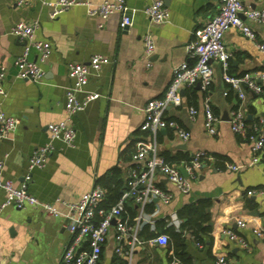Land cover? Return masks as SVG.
<instances>
[{
  "label": "crops",
  "instance_id": "crops-1",
  "mask_svg": "<svg viewBox=\"0 0 264 264\" xmlns=\"http://www.w3.org/2000/svg\"><path fill=\"white\" fill-rule=\"evenodd\" d=\"M42 1L17 6L15 0H0V68H4L0 110L18 119L8 137L0 139L2 178L19 185L30 155L48 140L46 126L64 119V91L71 83L67 63H87L92 55L101 54L109 63L97 76H90L86 86L100 97L72 116L70 124L76 132L73 146L59 140L52 142V152L44 167L32 170L27 185L28 192L41 202H52L56 198L74 201L116 166L121 168L124 183L131 163L121 161L120 153L129 146L134 147L137 141L149 138L140 130L144 105L162 96L175 65L182 61L193 62L187 46L195 28L213 16L216 3L163 0L169 12L168 20L155 24L144 11L150 0H125L132 23L124 29L120 26L119 14L101 21L97 16H87L81 5L72 6L50 19ZM90 1L96 4L103 0ZM244 7L264 9V0H245ZM17 21H37L34 37L52 46L50 56L40 64L43 78L38 83L16 77L14 60L26 46L25 40L9 34L10 27ZM100 22L102 28H98ZM245 23L255 33L256 41L264 40V24L249 20ZM146 33L154 42L150 55L145 54L142 42ZM224 44L231 54L228 75L264 71V56L256 42L235 27L225 32ZM28 58L37 60L33 48ZM212 67V83L206 94L194 87L196 98H191L186 88L181 105L168 107L163 113L166 120L187 130L190 138L185 142L180 140L174 128L162 129L155 136L159 154L191 159L195 153L204 152V163L191 179L188 194H181L165 178L157 177V184L171 192L172 198L168 203L153 201V210H144V220L153 222L144 223L142 227L156 236L163 233L157 222L164 220L167 226L179 232L181 220L176 216L177 211L207 199L211 202L206 223L210 231L195 237L183 229L182 242L178 245L169 239L165 246H159L149 243L151 238L143 237L144 243L125 258L115 253L112 228L96 264H169L172 258L183 264H215L218 257H224L228 264H264V243L252 233V228L264 227V195L247 194L249 190L264 189V159L251 165L249 142L232 132L228 123L230 112L236 109L243 111L249 124L264 122V104L245 88L244 100L239 99L237 92L225 82L220 64L213 61ZM205 95L219 118L214 136L203 126ZM189 107L196 110L193 117ZM230 164L239 168L229 170ZM4 199L5 194L0 189V206ZM128 205L138 211L133 202ZM237 220L245 222V227H239ZM227 230L240 236L245 246L229 239ZM68 239L60 218L31 206L24 209L0 207V264H58Z\"/></svg>",
  "mask_w": 264,
  "mask_h": 264
},
{
  "label": "built area",
  "instance_id": "built-area-1",
  "mask_svg": "<svg viewBox=\"0 0 264 264\" xmlns=\"http://www.w3.org/2000/svg\"><path fill=\"white\" fill-rule=\"evenodd\" d=\"M33 0H15L17 6H28ZM216 3V11L213 16L193 31V39L187 46L188 55L193 62L182 61L172 68L170 81L161 97L152 98L143 107V120L140 130L149 135L148 139L139 140L134 145L131 156V165L126 169L124 188L118 200L105 208L102 202L105 198V190L95 185L89 191L81 194L74 201L56 198L52 202H41L28 192V182L34 169L43 168L48 156L52 152V142L59 140L67 146H73L76 132L70 124L72 116L86 108V106L98 99L100 94L86 89L90 76H97L109 59L101 54H94L87 63H67V76L71 83L64 91V119L50 123L46 126L48 132L47 142L36 148L27 162V171L22 182L15 186L11 180L2 178L3 159H0V189L5 194L1 208L14 206L24 209L28 206L43 211L46 215L60 218L62 226L69 234V239L63 245L58 264H96L99 260L110 230L114 229L116 242L115 253L129 258L134 248L142 245L144 241L139 233L144 223H152V220H144V206L153 200L168 203L172 193L162 189L157 184V177L161 176L171 183L181 194H188L191 190V179L199 169L204 159V152L195 153L189 163L181 165L169 164L164 161L158 152L156 134L165 128H174L176 136L187 141L190 133L179 128L174 121L164 118V110L168 107H178L182 103L181 92L186 88L197 87L201 92L207 93L213 78L212 62H218L224 72L223 78L229 86L237 92L239 99L244 100V88L256 94L264 104V71L245 72L240 76L227 74L228 60L231 54L224 44V34L230 27H235L248 39L256 42L259 52L264 56V40L256 41L255 33L245 23L246 20L264 24V9L245 8V0H210ZM260 1V0H259ZM42 4L48 9V17L56 18L59 14L72 6L85 7L87 16H97L101 21L113 14H119L120 26H130L132 21L127 13L125 0H103L92 3L90 0H43ZM145 14L155 24L167 22L169 12L163 0H150L145 7ZM100 22L98 28H102ZM38 22L30 23L17 21L9 29V34L26 41L22 53L14 60L16 77L40 82L43 78L41 63L45 62L52 52L49 42L38 40L35 31ZM145 54L150 55L154 50V42L150 34L142 36ZM33 48L37 53V60H30L28 53ZM4 78V68H0V91ZM203 126L209 135L217 132L219 118L214 115L209 97L204 96L202 101ZM189 114L193 117L196 110L189 107ZM228 123L230 130L239 134L249 142L251 159L250 164L256 165L264 159V122L257 121L248 125L241 109L232 110ZM18 119L6 115L0 110V139H5L16 128ZM252 129V134L246 136L247 129ZM183 166L187 176H183L178 167ZM239 167L228 165V169L236 171ZM254 192L264 195V189L249 190L247 194ZM133 202L138 211L129 221L126 216V203ZM239 227H245V222L237 220ZM253 235L264 243V227L252 228ZM229 239L245 246V241L227 230ZM149 243L165 246L168 242L166 234H158L148 240ZM85 244V247L82 245ZM169 264H183L176 258H172ZM215 264H228L224 257H218Z\"/></svg>",
  "mask_w": 264,
  "mask_h": 264
},
{
  "label": "trees",
  "instance_id": "trees-1",
  "mask_svg": "<svg viewBox=\"0 0 264 264\" xmlns=\"http://www.w3.org/2000/svg\"><path fill=\"white\" fill-rule=\"evenodd\" d=\"M190 90V94L188 95L191 98H196V90L194 87L188 88ZM188 90V91H189ZM187 93V92H186ZM248 125H251L247 122ZM252 134V129L249 127L247 129L246 136ZM134 152V147L129 146L127 149L123 150L120 153V160L121 161H129L131 156ZM165 162L169 164L179 165L181 162L189 163L191 160L190 158H171L166 154H160ZM204 163V160H201ZM96 185L102 187L105 190V198L102 202V206L107 208L114 204L119 196L121 191L124 188L123 180L121 179V168L115 167L111 173H107L98 178L96 181ZM130 201L126 203V216H128L129 221L135 216L137 213L136 210L130 205H128ZM211 205V202L207 199L200 200L196 203L188 204L180 208L176 216L178 219L181 220L180 231H175L174 227L166 225L164 220H160L157 222V225L161 227L162 232L165 233L169 239L176 245L182 242L181 231L184 229L190 232L192 235L197 237L199 233H207L210 231V227L206 225L209 221V213L208 209ZM145 211H152L153 210V203L146 204L144 206ZM140 238L145 239L152 238L154 236L153 233L147 232V228L144 227L139 233ZM181 262V261H180ZM124 264V263H120Z\"/></svg>",
  "mask_w": 264,
  "mask_h": 264
},
{
  "label": "water",
  "instance_id": "water-1",
  "mask_svg": "<svg viewBox=\"0 0 264 264\" xmlns=\"http://www.w3.org/2000/svg\"><path fill=\"white\" fill-rule=\"evenodd\" d=\"M125 28H126V27H125ZM125 28H124V29H125ZM181 94L183 95V91L181 92ZM160 131H163V130H160ZM178 169H179V172H180L183 176H187L186 170H185V168H184L183 166H179ZM153 201L156 202L157 200L155 199V200H153Z\"/></svg>",
  "mask_w": 264,
  "mask_h": 264
}]
</instances>
